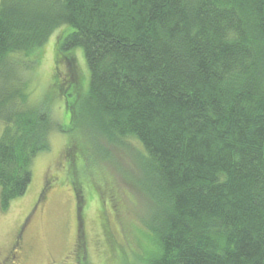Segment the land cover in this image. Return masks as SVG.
Returning a JSON list of instances; mask_svg holds the SVG:
<instances>
[{
    "label": "trees",
    "instance_id": "1",
    "mask_svg": "<svg viewBox=\"0 0 264 264\" xmlns=\"http://www.w3.org/2000/svg\"><path fill=\"white\" fill-rule=\"evenodd\" d=\"M60 28L55 65L82 49L90 73L81 94L57 71L65 120L144 148L145 224L162 247L145 264H264V0H0L3 209L29 190L50 134L69 131L25 92L30 58Z\"/></svg>",
    "mask_w": 264,
    "mask_h": 264
},
{
    "label": "rangeland",
    "instance_id": "2",
    "mask_svg": "<svg viewBox=\"0 0 264 264\" xmlns=\"http://www.w3.org/2000/svg\"><path fill=\"white\" fill-rule=\"evenodd\" d=\"M62 30L30 58L34 64L24 72L25 92L28 106H46L54 122L69 131L50 134L49 151L34 160V178L27 193L6 209L0 200V261L24 225L26 264H145L160 256L162 247L145 224L153 204L139 190V184L147 182L135 158L144 148L131 138L125 147H110L94 125L77 130L70 127L71 120H65L63 96L54 86L57 71L63 77L73 72L81 94L88 90L90 73L82 49L66 52L73 58L55 65ZM3 129L0 122V137ZM75 139L82 147L73 150L72 145H78ZM80 200L84 201L81 222L75 205Z\"/></svg>",
    "mask_w": 264,
    "mask_h": 264
},
{
    "label": "flooded vegetation",
    "instance_id": "3",
    "mask_svg": "<svg viewBox=\"0 0 264 264\" xmlns=\"http://www.w3.org/2000/svg\"><path fill=\"white\" fill-rule=\"evenodd\" d=\"M71 78L73 77V72L70 75ZM48 186H46L47 188ZM83 203L80 204L79 202H76V216L79 218V221L82 220V217L80 216V212L83 211ZM81 222V221H80ZM26 225V224H25ZM81 225H84V222L82 221ZM24 230V225L22 226L19 235L16 237L14 242L12 243L11 248L7 252V254L4 256V258L0 261V264H26L27 263V255H26V248L25 243L22 238V232ZM49 264H53V261H51Z\"/></svg>",
    "mask_w": 264,
    "mask_h": 264
}]
</instances>
